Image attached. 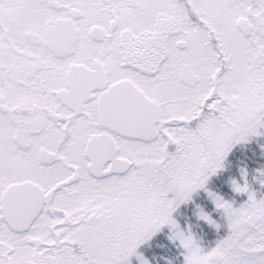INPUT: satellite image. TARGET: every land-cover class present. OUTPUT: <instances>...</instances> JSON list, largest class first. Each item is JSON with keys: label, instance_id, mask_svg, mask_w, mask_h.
<instances>
[{"label": "snow or ice", "instance_id": "obj_1", "mask_svg": "<svg viewBox=\"0 0 264 264\" xmlns=\"http://www.w3.org/2000/svg\"><path fill=\"white\" fill-rule=\"evenodd\" d=\"M0 264H264V0H0Z\"/></svg>", "mask_w": 264, "mask_h": 264}]
</instances>
